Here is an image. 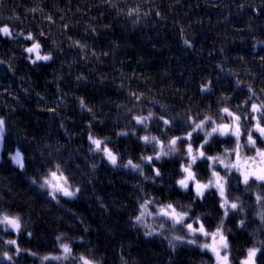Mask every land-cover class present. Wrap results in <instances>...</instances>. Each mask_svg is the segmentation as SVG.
<instances>
[{
  "label": "trees",
  "instance_id": "1",
  "mask_svg": "<svg viewBox=\"0 0 264 264\" xmlns=\"http://www.w3.org/2000/svg\"><path fill=\"white\" fill-rule=\"evenodd\" d=\"M131 9L137 12L129 15ZM3 26L13 35H0V117L6 122L0 212L19 215L22 228L16 233L0 226V264H83L80 256L93 264H216L213 253L199 246L200 235L154 215L136 223L140 205L148 200L155 203L147 212L172 203L192 217L186 223L198 217L209 232L223 220L229 264H240L249 248L264 249V221L258 215L264 204L256 202L264 185L250 181L246 186L240 173H230L228 199L244 210L225 218L215 188L201 199L191 185L184 190L176 183L184 175L181 165L188 163V141H178L175 154L148 163L140 158L154 156L159 145L139 139L155 136L167 145L206 116L230 123L226 116L220 119L224 107L241 116L242 131L255 124L251 116L245 123L243 115L252 103L264 101V0H0ZM17 33H31L42 54L53 59L32 63L25 51L32 41ZM205 85L208 90L202 91ZM149 112L147 128L132 119ZM161 116L171 124L165 126ZM213 126L208 122L204 131L193 133L194 151ZM122 131L128 135L118 136ZM90 134L107 138L120 166L90 151ZM253 136L264 150L258 133ZM245 140L242 134L241 143ZM234 145V137L213 136L203 151L223 159L224 150ZM17 149L23 169L11 159ZM128 160L140 164L142 174L123 167ZM209 163L197 160L192 166L202 183L211 176ZM57 164L72 190L80 189L74 197L53 199L50 189L39 187ZM215 170L225 176L223 168ZM146 225L157 234L145 235ZM177 236L185 242L173 241V247L169 241ZM12 239L18 254L16 246L3 243ZM190 239L196 244L186 242ZM61 243L72 249L68 259H41L62 255ZM4 252L13 259L4 260ZM255 263L264 264V251Z\"/></svg>",
  "mask_w": 264,
  "mask_h": 264
},
{
  "label": "snow or ice",
  "instance_id": "2",
  "mask_svg": "<svg viewBox=\"0 0 264 264\" xmlns=\"http://www.w3.org/2000/svg\"><path fill=\"white\" fill-rule=\"evenodd\" d=\"M137 12V9H131L129 10V15H132L133 13ZM50 19V17H49ZM0 35L11 37L13 35L12 31L7 26L0 27ZM18 36H24L23 33H17ZM43 35V33H41ZM24 39L32 41L31 47H28L25 49V51L29 54H35V59H32V63H36L37 61H48L53 59V57L48 55H41V44L36 41L35 37L29 33L28 35L24 36ZM78 43V42H77ZM186 43H188L186 41ZM80 47H83V45H80ZM31 59V56H30ZM239 85V81L237 82ZM202 91H207L208 86L205 85L201 89ZM251 91V89H249ZM255 94L253 93V96ZM136 100L140 99V96H135ZM252 97H249L248 100L245 101V103H249L251 101ZM227 100V98H225ZM81 107H86L83 100H81ZM88 111H91V109H87ZM131 111V110H130ZM220 112L222 113L220 119L223 121L225 116L229 118L230 123H215V121H212V118L209 116H206L203 120H200L199 123H196L195 121H192L193 127L190 132H188L185 136H177L170 140H168L167 145H165L163 142H160L157 137L152 136H143L139 137V139H142L146 144H153L154 148L159 145V151L155 153L154 156H142L140 159L142 161H147L148 163H151L154 159L160 160L162 156H169L175 154L178 150L176 148L178 141H188L185 154L188 157V163L187 165H181V171L184 174L183 178L179 179L176 183L177 185L187 190L189 186L191 185L193 187V190L195 192L196 198H203L205 195V192L215 188L218 192V195L221 198L220 207L224 210V217L226 218L230 211H240L242 212L243 204L236 203L234 201H229L228 194H227V185H228V175L232 173L233 171H236L240 173L241 182L244 185H249L250 181L259 182V184L264 185V150L262 149H256V156L254 157H248L247 161L251 162V167H249L248 163L245 164V167L241 168V149L242 148H249V149H255L257 140L254 138L253 133H258L259 139L264 142V124L261 123V120H264V101H262L260 104H251V109L249 112L244 113L243 115V121L247 123L249 117L253 120H255V124L251 128H245L241 129V116L236 115L234 112L230 111L228 107H224L220 109ZM259 113V117H257L255 114ZM153 114L149 112L148 116H133L132 119L135 120L137 125H143L145 128L148 127L147 121L152 118ZM160 121L163 122L165 126H168L171 124V121L164 119V117H158ZM191 120V117L189 118ZM211 122L214 126L211 128L210 131L205 132V139L202 144L198 146L197 149H193L191 139L193 136V133H198L201 131H204L205 124ZM5 120L3 117H0V144L4 141V133H5ZM135 134V133H133ZM246 135V140L244 143H241V136ZM118 136H126L128 135L127 132H119L117 133ZM213 136H221V137H234L235 138V145L231 149H225L223 152V156H235L234 162L225 163L224 159L221 158L220 155L217 156H208L203 151V148L209 143L210 138ZM91 144L94 146L90 148V151L94 152H101L104 157L108 160L110 164H112L114 167L120 166L118 164V156L113 153V151L108 148L107 146V138L105 139H98L94 137L93 135H89L88 137ZM165 147H167V151H165ZM11 159L14 164H16L19 168L23 169L25 167L24 164V156L21 153L19 149L15 151V153L11 156ZM197 160H206L209 163V167L212 169L211 176L208 179L207 183H202L199 179H197V174L192 170V166L197 162ZM258 165V166H257ZM219 166L225 170V176H221L219 172L215 170V168ZM95 167V165H93ZM123 167L131 168L134 171H140L142 174V168L140 164H134L132 160H128L126 164L123 165ZM154 174L155 176H160L161 173L159 169L154 168ZM145 179H148V177H144ZM32 183H36L35 180L32 181ZM39 187L41 189L48 188L50 189L49 195L53 197V199L56 198L57 194L65 196V197H74L77 192L80 191L79 188H75L72 190V186L68 182V177L63 175V171L61 170V167L59 164L55 166V169H50L47 173V175L44 177L43 182L39 184ZM239 198L236 197L234 200H238ZM256 202L260 204H264V195L257 194L256 195ZM155 203V201L148 200L145 201L140 205V211L137 216L134 217V220L136 223H144V217L145 215H154L156 217L163 218L164 220L170 221L173 227L179 225L182 228H185L187 232L195 237L197 235H202L206 238H209L212 242L200 244L199 246L202 249H206L213 253V255L216 258V264H229V256H228V243L227 239L223 234L222 228H223V220H221L220 226H218L214 231L209 232L205 229L204 225L200 223L199 218L197 217L195 220H193L192 223H186V221L191 220L192 217L189 216L187 211H177V209L173 206L172 203L167 204H161L155 211V213L147 212V208L149 205ZM260 218L262 221H264V212L259 213ZM198 225L197 227H194L193 225ZM0 226H3L4 230L7 231L11 229L12 231L19 233L22 228V221L21 217L19 215H10L8 213L0 212ZM239 226H244V220H241L239 222ZM147 228H149V231H146L145 235L151 236L156 233V229L152 228L151 225H146ZM164 225L161 224L160 228H163ZM60 237H57V240H60ZM173 241H180L185 242L184 237L177 236L173 237L169 243L171 246H175ZM190 244H196L195 239H190L186 241ZM6 245H14L16 246V253L18 254L21 249L18 247L17 242L15 239L12 240H6L3 241ZM60 249L62 250V255L57 256H44L41 259L42 260H61V259H68L72 254V249L67 243H61L59 245ZM221 250H223L224 254L221 255ZM264 249L252 247L247 249V255L246 258L240 262V264H255L256 256L258 252H262ZM35 255V253H33ZM4 260L11 261L13 257L8 254V252L3 253ZM79 260L83 262V264H93L92 261H90L87 257L80 256Z\"/></svg>",
  "mask_w": 264,
  "mask_h": 264
},
{
  "label": "rangeland",
  "instance_id": "3",
  "mask_svg": "<svg viewBox=\"0 0 264 264\" xmlns=\"http://www.w3.org/2000/svg\"><path fill=\"white\" fill-rule=\"evenodd\" d=\"M40 54L41 55H44L42 54L41 50H40ZM29 56H31V59H35V54H29ZM256 149H259L257 146L255 149H245V148H242L240 151H241V168L243 169L245 167V164L248 163L249 167H251V162H248L247 161V158L248 157H254L256 156ZM225 163H229V162H234L235 161V156L233 157V159L231 160V157L230 156H227L226 158H223ZM258 166V165H257ZM202 237L201 239V243L204 244V243H211L212 241L209 239V238H206L202 235H200ZM222 251V250H221ZM256 264V263H255Z\"/></svg>",
  "mask_w": 264,
  "mask_h": 264
}]
</instances>
